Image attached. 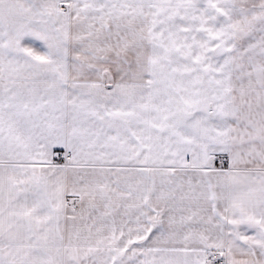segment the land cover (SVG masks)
I'll use <instances>...</instances> for the list:
<instances>
[{"label": "snow or ice", "instance_id": "6c2138e0", "mask_svg": "<svg viewBox=\"0 0 264 264\" xmlns=\"http://www.w3.org/2000/svg\"><path fill=\"white\" fill-rule=\"evenodd\" d=\"M0 264H264V0H0Z\"/></svg>", "mask_w": 264, "mask_h": 264}]
</instances>
